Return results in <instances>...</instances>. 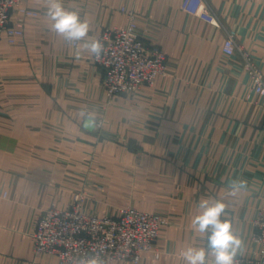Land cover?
Here are the masks:
<instances>
[{
    "label": "crops",
    "instance_id": "obj_1",
    "mask_svg": "<svg viewBox=\"0 0 264 264\" xmlns=\"http://www.w3.org/2000/svg\"><path fill=\"white\" fill-rule=\"evenodd\" d=\"M207 1L264 76V0ZM182 2L64 0L92 36L125 26L121 7L134 9L136 32L166 56L153 86L109 99L92 57L50 30L45 0H28L38 17L16 45L0 39V264H58L32 251V233L41 209L65 208L77 193L85 213L133 206L167 219L159 256L145 252L138 264H183L180 248L202 245L190 228L202 197L224 200L244 241L238 256L251 255L264 206V108L240 56L223 52L224 30ZM233 180L245 182L235 195Z\"/></svg>",
    "mask_w": 264,
    "mask_h": 264
},
{
    "label": "built area",
    "instance_id": "obj_2",
    "mask_svg": "<svg viewBox=\"0 0 264 264\" xmlns=\"http://www.w3.org/2000/svg\"><path fill=\"white\" fill-rule=\"evenodd\" d=\"M182 9L195 16L215 21L224 30L222 44L227 55L238 54L243 70L249 77L250 90L261 99L264 108V76L250 50L236 40V32L215 14L207 0H183ZM127 16L125 26L104 27L97 35L104 44L99 60L107 97L119 93H135L143 86H153L158 76L166 74V56L154 45L145 42L137 32V14L132 8L121 7ZM38 17V10L28 0H0V39L14 46L24 35L25 25ZM76 46V44H73ZM261 75L259 84L256 76ZM97 125H101L99 121ZM82 195L77 193L65 208L56 202L41 209L32 233V251L57 256L58 264H72L73 257L99 251L109 264L129 261L138 264L145 252H160L156 239L167 219L159 214L133 206L119 209L118 216H99L81 210ZM250 256H238V264H264V206L253 219Z\"/></svg>",
    "mask_w": 264,
    "mask_h": 264
},
{
    "label": "clouds",
    "instance_id": "obj_3",
    "mask_svg": "<svg viewBox=\"0 0 264 264\" xmlns=\"http://www.w3.org/2000/svg\"><path fill=\"white\" fill-rule=\"evenodd\" d=\"M44 17L50 21V30L71 48L76 44V53L81 49L90 57L97 60L104 51L103 42L96 36L90 35V22L76 10L66 8L64 0H45ZM262 77L257 75L259 84ZM82 116L94 120L90 113L84 111ZM245 187L242 180H233L231 194ZM228 205L223 199L202 197L196 203L195 214L190 219L191 230L198 234L201 246L187 244L178 252L183 264H238L237 257L243 251L244 241L234 231L233 222L229 218ZM211 257V259H209ZM72 264H109V258L99 251L91 255L73 257Z\"/></svg>",
    "mask_w": 264,
    "mask_h": 264
}]
</instances>
